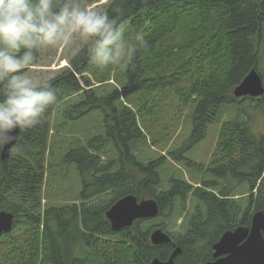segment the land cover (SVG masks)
<instances>
[{"label":"trees","instance_id":"1","mask_svg":"<svg viewBox=\"0 0 264 264\" xmlns=\"http://www.w3.org/2000/svg\"><path fill=\"white\" fill-rule=\"evenodd\" d=\"M106 10L126 22L130 42L141 34L147 48L125 62L122 80L109 91L100 92V86L111 74L83 56L51 79L59 90L58 106L80 98L67 114L69 120H80L92 110L104 115L102 135L72 147L63 157L83 183L78 203L40 212L51 117L58 106L41 124L20 132L8 159L2 160L0 151V210L15 216L11 235L0 240V264H151L168 261L178 247L182 253L176 264H204L212 245L227 231L249 228L254 214L264 212V135H254L241 109L239 116L221 121L225 109L245 101L264 113V95L237 99L233 94L252 70L264 82V0H115ZM92 72L95 80L85 75ZM172 89L183 108L192 107V132L168 157L201 172L198 187L169 173L168 157L144 163L133 154L162 102L158 95ZM136 97V109L124 102ZM78 111L83 113L74 119ZM182 113L178 111V118ZM216 122L221 128L207 167L189 161L187 154ZM109 143L117 157L104 163ZM130 195L139 202L155 200L158 219L177 213L185 233H168L173 243L154 246L150 236L162 228L153 224L157 218L115 232L106 213ZM19 232L24 238L17 242L12 235Z\"/></svg>","mask_w":264,"mask_h":264},{"label":"clouds","instance_id":"2","mask_svg":"<svg viewBox=\"0 0 264 264\" xmlns=\"http://www.w3.org/2000/svg\"><path fill=\"white\" fill-rule=\"evenodd\" d=\"M125 33V21L86 0H0V151L60 103L40 63L63 50L99 69L122 65L147 48L143 35L130 42Z\"/></svg>","mask_w":264,"mask_h":264},{"label":"rangeland","instance_id":"3","mask_svg":"<svg viewBox=\"0 0 264 264\" xmlns=\"http://www.w3.org/2000/svg\"><path fill=\"white\" fill-rule=\"evenodd\" d=\"M113 1L115 0H86V2L94 6H103L104 9H107ZM75 57L76 56L67 57L63 50H57L55 58L52 59L51 62L40 63L36 70L50 75L52 79L63 74L67 69H71L70 62ZM118 67H121V69H118ZM124 68L125 63L108 69H102V72H106L107 75L111 74L112 78L108 83L102 86H100L97 81L93 82L95 87L100 86V92L109 91L112 87L117 88L119 85L118 80L121 81L123 78ZM85 75L95 80V74L93 72L92 74L87 73ZM76 77L82 83V76L76 74ZM181 87L183 88V86ZM156 100H160L159 102L162 101L160 105L154 108L156 116L150 117L151 125L147 123L149 125L148 129L143 130L145 139L137 145L133 152L138 160L144 163L157 161L161 157H168L169 151L181 147L192 132L191 123L189 121L192 107L183 108L182 105H180V97L176 94L174 89L158 95ZM79 101V97L68 98L64 100L52 114L49 136L50 150H48L45 155V178L42 188L41 214L51 207L61 208L67 204L78 203L77 199L80 192L83 190V183L77 169L73 165L64 164L63 157L72 147L86 145L89 139L91 140L103 133L104 115L100 110H92L80 120L77 119L72 121L67 118V114L75 108ZM124 102L129 104L128 106L132 109H136L137 106L140 105L137 97ZM239 109L242 110V119H250L254 135L257 138L263 136L264 113L262 109L255 108V103L251 101H245L240 107L225 109L221 121H228L234 116H239ZM180 110H183L182 118H178L177 116ZM81 113H83V111L76 112L74 119ZM142 123L143 120H141V124ZM220 124L221 123L216 122L209 126L206 139L187 154L189 161L196 165L207 167L215 151L221 128ZM106 150L108 153L103 154L101 158L104 163H108L117 157L110 143ZM167 159L169 160L166 162L168 163L169 173H173L179 179H184L195 187L201 184L204 177L201 172H197L195 169H189L185 165H178L170 160L169 157ZM242 197L245 198L244 195L241 196V198ZM153 224L156 227L162 226V228L157 229H162L171 236H178L185 233L183 219L181 216L180 218L177 217V213L173 215L168 214L166 217L163 216L159 219L157 218L153 221ZM145 225H150V223H146ZM144 228L147 229L148 226H144ZM5 235L8 237L11 234ZM5 235H3L2 238H6L4 237ZM12 236L16 237L17 242L22 241L24 238V234L20 232L18 235L14 234Z\"/></svg>","mask_w":264,"mask_h":264},{"label":"water","instance_id":"4","mask_svg":"<svg viewBox=\"0 0 264 264\" xmlns=\"http://www.w3.org/2000/svg\"><path fill=\"white\" fill-rule=\"evenodd\" d=\"M264 95V84L259 73L252 70L244 81L234 90L236 98H260ZM16 137L12 143L2 150V160L11 156L13 147L20 138V130L10 133ZM160 215V208L155 200L139 202L133 196L118 201L107 213L106 217L115 232L130 228L136 221L155 219ZM15 216L0 210V239L13 230ZM264 212H257L252 218L251 228H238L235 232L225 233L214 246L217 261L210 264H264ZM154 246L172 243V238L162 229H157L150 236ZM182 249L176 248L168 261L155 259L151 264H175Z\"/></svg>","mask_w":264,"mask_h":264},{"label":"flooded vegetation","instance_id":"5","mask_svg":"<svg viewBox=\"0 0 264 264\" xmlns=\"http://www.w3.org/2000/svg\"><path fill=\"white\" fill-rule=\"evenodd\" d=\"M252 224V223H251ZM250 227H251V225H250ZM249 227V228H250ZM248 228V229H249ZM238 228H236V229H234V230H230V231H227V232H235L236 230H237ZM226 232V233H227ZM220 241V240H219ZM218 241V242H219ZM218 242H216L215 244H213L212 245V247H211V251L209 252V255H208V257L207 258H209V259H207V261L204 263V264H209V263H213V262H215V261H217L218 260V258H215V250H214V246L218 243ZM172 243H173V240H172ZM179 257V256H178ZM178 257L175 259V264H176V260L178 259ZM206 260V259H205ZM202 264V263H201Z\"/></svg>","mask_w":264,"mask_h":264},{"label":"bare ground","instance_id":"6","mask_svg":"<svg viewBox=\"0 0 264 264\" xmlns=\"http://www.w3.org/2000/svg\"><path fill=\"white\" fill-rule=\"evenodd\" d=\"M255 71H256V70H255ZM248 75H249V74H248ZM248 75H247V76H248ZM259 75H260V74H259ZM261 79H262V77H261ZM243 81H244V80H243ZM243 81H242V82H243ZM262 81H263V79H262ZM242 82H241V83H242ZM263 84H264V82H263ZM239 85H240V84H239ZM239 85H238V86H239ZM238 86H237V87H238ZM237 87H236V88H237ZM236 88H235V89H236ZM235 89H234V90H235ZM233 94H234V91H233ZM248 97H249V96H248ZM235 98H236V97H235ZM242 98H245V97H242ZM242 98H237V99H242ZM250 228H251V227H250ZM250 228H249V229H250ZM209 264H210V263H209Z\"/></svg>","mask_w":264,"mask_h":264}]
</instances>
